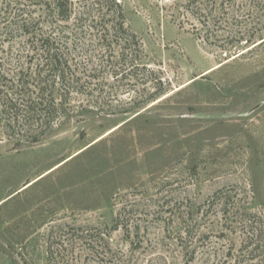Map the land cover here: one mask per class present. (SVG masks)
<instances>
[{"label":"rangeland","instance_id":"374dc122","mask_svg":"<svg viewBox=\"0 0 264 264\" xmlns=\"http://www.w3.org/2000/svg\"><path fill=\"white\" fill-rule=\"evenodd\" d=\"M121 1L140 45L93 42L107 85L73 103L92 116L15 149L0 112V264H264L237 222L264 219V29L227 42L174 0ZM19 44L0 39V66Z\"/></svg>","mask_w":264,"mask_h":264},{"label":"trees","instance_id":"16d2710c","mask_svg":"<svg viewBox=\"0 0 264 264\" xmlns=\"http://www.w3.org/2000/svg\"><path fill=\"white\" fill-rule=\"evenodd\" d=\"M173 4L181 10V25L226 26L227 42L252 43L255 32L264 29V0H174ZM250 30L255 32L248 37ZM0 39L20 43L15 49L18 62L0 66V112L5 135L17 141L15 149L21 147L22 135H29V145L39 144L68 117L92 116L90 98L80 107L73 103L75 98L93 96V80L98 79L100 87L107 85L92 64L93 42H98L95 51L102 52V59L108 58L115 39L125 44L134 39L140 45L128 31L121 0H0ZM126 51L125 46L124 59ZM165 94L161 90L153 98ZM237 222L245 235L246 254L258 259L264 254V219L242 213Z\"/></svg>","mask_w":264,"mask_h":264}]
</instances>
